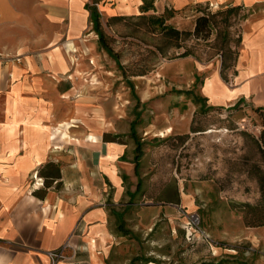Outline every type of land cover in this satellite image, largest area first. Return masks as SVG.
Returning a JSON list of instances; mask_svg holds the SVG:
<instances>
[{
	"label": "rangeland",
	"instance_id": "rangeland-1",
	"mask_svg": "<svg viewBox=\"0 0 264 264\" xmlns=\"http://www.w3.org/2000/svg\"><path fill=\"white\" fill-rule=\"evenodd\" d=\"M149 16L103 24L120 67L98 47L95 32H86L93 45L81 46L70 72L81 69L74 96L81 98V132H108L132 151L133 191L110 214L116 235L108 264H264V226L246 227L241 207L264 204L257 179L264 172L263 117L255 107L208 105L201 84L220 67L206 46L214 36L197 48L210 60L176 58L182 50ZM197 16L173 15L166 23L188 31ZM228 77L223 83L232 89Z\"/></svg>",
	"mask_w": 264,
	"mask_h": 264
},
{
	"label": "crops",
	"instance_id": "crops-1",
	"mask_svg": "<svg viewBox=\"0 0 264 264\" xmlns=\"http://www.w3.org/2000/svg\"><path fill=\"white\" fill-rule=\"evenodd\" d=\"M143 1L0 0V264H50L47 252L66 242L74 250L57 264H108L116 235L110 214L133 191L129 146L108 132H81V98L74 99L81 69L70 72L85 33L94 34L87 4L104 24L242 5L249 14L240 24L234 86L226 88L220 63L201 93L214 107L241 98L244 107H264V0H154L147 12Z\"/></svg>",
	"mask_w": 264,
	"mask_h": 264
},
{
	"label": "trees",
	"instance_id": "trees-1",
	"mask_svg": "<svg viewBox=\"0 0 264 264\" xmlns=\"http://www.w3.org/2000/svg\"><path fill=\"white\" fill-rule=\"evenodd\" d=\"M153 1L154 0H144L142 10L143 12H147L153 9ZM86 9L89 11L90 23L92 24V30L97 35L98 47L103 50L109 57L113 58L117 65L120 67L118 53L114 51V49L110 45V40L106 36L103 31V24L101 21V14L98 12L97 8L92 5H86ZM197 13L199 16L195 18L194 26L192 30H179L175 27L167 24L166 22L173 17V12L165 11L162 15L149 16V21L151 24L158 26L162 33V36L167 39V41H171V47L182 50L176 58H186L193 57L196 60L203 62L210 60V58L203 60L201 57V51L197 48L201 49L200 41H204L207 43L211 40V37L214 36L213 41L210 44H206V46L213 48L216 50V55L220 58V76L224 82L229 81L228 74L231 77L236 75L235 65L238 57V50L241 44V33H240V24L246 19L249 12L242 5L235 6H227L225 8H220L215 12H211L209 7L197 8ZM150 15V14H149ZM140 17L144 18L146 15H140ZM124 17H115L109 19L105 24L110 21L123 19ZM106 24V25H107ZM237 26L236 37L233 38V33L231 29ZM192 39L194 44L192 46H188L185 44L186 41ZM157 51L160 55L164 57L165 50L161 46H157ZM145 71H141L137 75H145ZM244 100L241 98L235 104L231 106V108L244 107ZM255 111L259 112V114L263 117L262 127L264 128V107H256ZM133 123V122H132ZM131 127H135V124H131ZM261 140L264 144V130L260 135ZM105 139H110L114 141V138L107 135L104 137ZM259 152L264 161V145L260 146ZM55 177V176H53ZM258 184L260 187L261 198L264 199V172H258ZM46 183V181H45ZM44 185V182H43ZM244 210V225L246 227H260L264 226V204L257 205H249L242 204ZM146 263V262H144ZM159 264L158 262H155Z\"/></svg>",
	"mask_w": 264,
	"mask_h": 264
},
{
	"label": "built area",
	"instance_id": "built-area-1",
	"mask_svg": "<svg viewBox=\"0 0 264 264\" xmlns=\"http://www.w3.org/2000/svg\"><path fill=\"white\" fill-rule=\"evenodd\" d=\"M68 248L74 250V247L66 242L59 250L48 251L47 256L50 259V264H57L61 260L69 259V257L64 254V251Z\"/></svg>",
	"mask_w": 264,
	"mask_h": 264
},
{
	"label": "bare ground",
	"instance_id": "bare-ground-1",
	"mask_svg": "<svg viewBox=\"0 0 264 264\" xmlns=\"http://www.w3.org/2000/svg\"><path fill=\"white\" fill-rule=\"evenodd\" d=\"M206 84H207V87H206L207 90H208L210 93L214 94L213 91H212V88H211V81H207ZM166 131H167V132H170V131H171V128H167ZM63 135L67 137V136H68V133H67V132H63ZM160 135L162 136L163 133H161ZM91 138H92V137H91Z\"/></svg>",
	"mask_w": 264,
	"mask_h": 264
}]
</instances>
